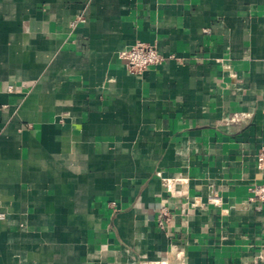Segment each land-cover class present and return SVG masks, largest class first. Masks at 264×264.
<instances>
[{"label": "crops", "instance_id": "obj_1", "mask_svg": "<svg viewBox=\"0 0 264 264\" xmlns=\"http://www.w3.org/2000/svg\"><path fill=\"white\" fill-rule=\"evenodd\" d=\"M261 146L264 0H0V264H264Z\"/></svg>", "mask_w": 264, "mask_h": 264}, {"label": "built area", "instance_id": "obj_2", "mask_svg": "<svg viewBox=\"0 0 264 264\" xmlns=\"http://www.w3.org/2000/svg\"><path fill=\"white\" fill-rule=\"evenodd\" d=\"M118 57L124 60L129 72L139 75L143 74L148 67L160 64L164 60V57L158 53L155 46L145 42H136L119 51ZM256 163L258 167H264V146L259 147L256 152ZM248 191L250 202L264 203V181L252 182L248 186ZM2 217L3 215L0 213V218ZM169 218L168 210L164 207L161 208L157 214L158 225L164 228Z\"/></svg>", "mask_w": 264, "mask_h": 264}]
</instances>
